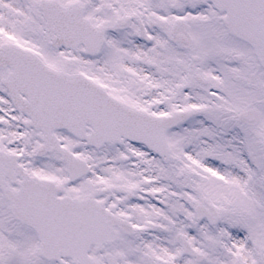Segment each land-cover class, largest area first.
<instances>
[{
    "label": "snow or ice",
    "instance_id": "snow-or-ice-1",
    "mask_svg": "<svg viewBox=\"0 0 264 264\" xmlns=\"http://www.w3.org/2000/svg\"><path fill=\"white\" fill-rule=\"evenodd\" d=\"M0 264H264V0H0Z\"/></svg>",
    "mask_w": 264,
    "mask_h": 264
}]
</instances>
